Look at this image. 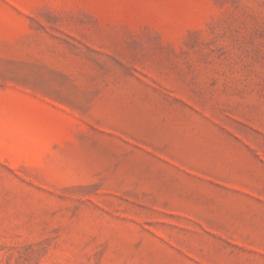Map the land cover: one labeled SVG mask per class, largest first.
Segmentation results:
<instances>
[{
	"label": "rangeland",
	"instance_id": "1",
	"mask_svg": "<svg viewBox=\"0 0 264 264\" xmlns=\"http://www.w3.org/2000/svg\"><path fill=\"white\" fill-rule=\"evenodd\" d=\"M0 264H264V0H0Z\"/></svg>",
	"mask_w": 264,
	"mask_h": 264
}]
</instances>
